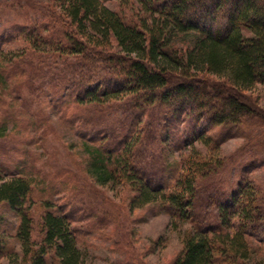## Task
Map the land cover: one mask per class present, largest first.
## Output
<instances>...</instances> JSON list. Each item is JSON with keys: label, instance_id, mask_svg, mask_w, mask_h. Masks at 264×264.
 Segmentation results:
<instances>
[{"label": "trees", "instance_id": "1", "mask_svg": "<svg viewBox=\"0 0 264 264\" xmlns=\"http://www.w3.org/2000/svg\"><path fill=\"white\" fill-rule=\"evenodd\" d=\"M105 1L57 0L62 20L56 22L49 16L53 25L43 28L52 31L49 37L34 39L28 24L17 27V37L39 46L48 44L57 56H51L50 62L29 55L12 71L0 68V88H7L8 79L18 80L10 92L22 101L21 108L2 122L0 135L5 133L6 122L18 124L16 115L36 118L39 96L47 91L42 79L51 67L62 82L49 83L57 87L51 98H59L54 101L55 105L61 103L59 109L73 103L99 106L130 99L126 103L132 112L124 120L130 134L119 135L110 149L87 146L91 156L87 173L99 185L127 184L133 193L132 210L156 206L155 211L189 225L172 264H251L249 241L264 244V189L248 178L259 164H253V158L240 161L241 172L234 178L225 176L228 164L224 159L191 157L170 162L171 154L164 156L163 152L172 153L197 138L217 149L229 138L226 134L241 129L245 121L264 122V114L243 96L255 85L264 87V0H118L136 8L137 21L124 20ZM38 26L42 27L41 23ZM189 35L195 39L190 47H175L173 41L178 36ZM26 74L31 78L29 84L21 80ZM33 83L40 87L33 88ZM157 103L169 108L170 117L163 113V120L174 122L172 133H182V124L189 119L187 112L196 118L207 114V126L189 139L188 133L172 147L171 139H162V133L169 131L162 122L160 156H155V150L140 154L136 148L141 149L145 142L139 117L145 105ZM214 128L223 129L219 137L205 136V130ZM151 144L155 143L147 142L150 149ZM24 154L0 148V263L6 259L15 264L18 259L19 264H83L69 203L60 202L63 191L73 193L77 187L62 170L53 172L51 178L43 168L36 171ZM17 158L27 165L13 170L1 166L7 162L13 165ZM36 186H40L39 195L33 196ZM71 199L79 201L76 196ZM33 205L41 209L38 241L33 238ZM6 214L18 219L14 235L19 256L9 247L3 231L2 215Z\"/></svg>", "mask_w": 264, "mask_h": 264}, {"label": "rangeland", "instance_id": "2", "mask_svg": "<svg viewBox=\"0 0 264 264\" xmlns=\"http://www.w3.org/2000/svg\"><path fill=\"white\" fill-rule=\"evenodd\" d=\"M105 5L118 13L124 20L137 21L134 18L136 8H131L130 4H121L118 0H106ZM58 10L57 0H0V68H6V70L8 68L12 71V67L16 65L20 67L29 55H34L35 59L50 60L51 62L53 58L50 57L57 56L55 53L57 51L54 48L48 44L39 46L33 43V45L28 38L17 37L16 29L21 24H28V29L34 31V39L36 36L49 37L52 31L48 27L43 28L46 24L53 25V22L48 19L49 16H53L56 22L62 20ZM39 23L42 27L38 26ZM244 34L248 35L247 32ZM194 40L193 35L178 36L173 44L175 47L188 48ZM11 54L13 59L9 56ZM52 68L54 67L50 68V73L44 74L46 79H42L43 87L47 91L39 96L38 107L40 111H36L37 106H33L34 113L35 111L37 113L36 118L27 114L26 116L16 115L15 119L18 124L12 121L6 122L5 133L0 135V148L2 146L24 151V160L27 159L28 165L35 168L36 171L43 168L42 172L49 175V178L53 172L60 173L62 170L63 174L72 180L73 185L77 187H75L76 190L72 193V190L66 188L68 193L63 191L60 202L61 204L69 203L67 208L73 217L71 226L77 232V247L82 254L83 264H172L182 249L183 235L190 228L189 225L170 219L162 212L155 211L156 206L148 205L140 210H132L129 204L133 193L127 184L108 182L105 185H99L87 173L91 161L87 146L91 149L94 147L110 149L113 146V141L117 140L119 135L130 134L129 125L124 122L126 116L132 112V108L128 107L126 103L130 99L121 103L114 102L99 106L79 107L73 103L59 109L61 103L58 105L54 103L59 98H51V92H55L57 87L51 86L49 83L52 81L58 85L60 82L57 79L61 80L60 77L57 78L59 74ZM42 70L43 72L46 71L45 67ZM29 74L31 75V71ZM11 76L14 75L11 74ZM31 78L26 74L22 76L21 80L29 84ZM17 82L16 79H8L7 88H0V126L9 114L21 108L22 101L18 98V94L10 92L11 86ZM34 87L40 86L38 83H33ZM209 90L212 91V89ZM243 96L250 104L252 101L254 103L252 105L264 114L263 86L255 85L252 90L244 92ZM26 103L24 101V104ZM193 109L191 110L194 111ZM169 112L168 107L158 103L145 105L143 115L139 117V128L144 129L141 131V136L145 145L143 144L141 149L137 147L138 145L136 146V151L139 150L138 153L144 154V151L150 153L155 150V156H160L161 148L158 147V143H160L158 134L162 122L169 126L167 134L164 132L165 137L162 133V139H171L172 147L176 143H181L188 133L189 137L187 138L189 139L197 134L198 129L207 126V121H205L209 117L207 114L198 115L196 118L195 115H189L187 112L184 114L189 119H185L186 123L182 124V133L175 134L173 130L172 133L170 129L174 122L163 120L164 114L170 117ZM77 114L84 118H78ZM254 121V119H249L240 126L241 129L237 128L239 130L236 132L234 130L233 134L227 133L226 135L230 134L229 138L222 142L217 149L213 147L212 143L207 146L197 138L195 141L187 140L180 149L174 150L172 153L170 151L162 152L164 156L171 154L168 158L170 162H180L191 157L224 159L225 163L228 164L224 170L225 176H235L234 178L242 169L239 162L253 158V164L259 165L248 174V178L264 189V122L261 120ZM190 122L195 125L192 126L193 123L190 125ZM222 131L223 129L220 128L207 129L205 136L219 137ZM4 142H10L12 147ZM147 142L155 143L150 145L152 149L149 148ZM168 147L169 145L165 149ZM19 160V158L14 160V167L8 162L1 163V166L10 170L18 169L21 164ZM26 162L21 165H27ZM39 187H34L33 196L39 195ZM57 196L56 194L52 195L54 199ZM72 196H76L79 201L74 202L72 199L69 201ZM36 201L38 203V200ZM40 212L41 209L38 205L32 206L31 215L35 219L33 238L37 241L40 239L38 226ZM2 216L4 220L3 231L7 236L9 247L19 256L21 253L20 246L14 235L18 219L14 214ZM249 243L254 250H252L253 254L249 262L251 264H264V244L256 240H251ZM15 260L16 258L13 261ZM0 264H10V262L3 259ZM15 264H19L18 259Z\"/></svg>", "mask_w": 264, "mask_h": 264}]
</instances>
